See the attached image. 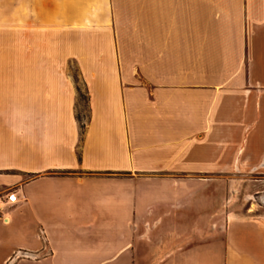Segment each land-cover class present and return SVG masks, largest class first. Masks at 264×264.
<instances>
[{
    "label": "crops",
    "instance_id": "crops-1",
    "mask_svg": "<svg viewBox=\"0 0 264 264\" xmlns=\"http://www.w3.org/2000/svg\"><path fill=\"white\" fill-rule=\"evenodd\" d=\"M257 175L264 0H0V264H264Z\"/></svg>",
    "mask_w": 264,
    "mask_h": 264
},
{
    "label": "rangeland",
    "instance_id": "rangeland-1",
    "mask_svg": "<svg viewBox=\"0 0 264 264\" xmlns=\"http://www.w3.org/2000/svg\"><path fill=\"white\" fill-rule=\"evenodd\" d=\"M74 76L80 93V95L78 94L77 116L81 118V123H84L89 112L87 95L76 72ZM225 191L226 200L224 207L226 214H232L235 209H240L244 213L250 208H264V175H257L252 181L243 179L242 184H227ZM207 226L210 228L211 233L203 234L204 237L213 235L212 231L214 230L215 222L212 221V218Z\"/></svg>",
    "mask_w": 264,
    "mask_h": 264
},
{
    "label": "built area",
    "instance_id": "built-area-1",
    "mask_svg": "<svg viewBox=\"0 0 264 264\" xmlns=\"http://www.w3.org/2000/svg\"><path fill=\"white\" fill-rule=\"evenodd\" d=\"M18 203V194L14 190H9L5 196L0 197V215L6 205H15Z\"/></svg>",
    "mask_w": 264,
    "mask_h": 264
},
{
    "label": "trees",
    "instance_id": "trees-1",
    "mask_svg": "<svg viewBox=\"0 0 264 264\" xmlns=\"http://www.w3.org/2000/svg\"><path fill=\"white\" fill-rule=\"evenodd\" d=\"M78 94L80 95L79 90H78ZM77 117H78L79 122H81V118L79 116Z\"/></svg>",
    "mask_w": 264,
    "mask_h": 264
}]
</instances>
